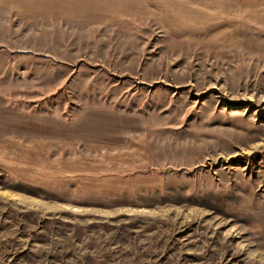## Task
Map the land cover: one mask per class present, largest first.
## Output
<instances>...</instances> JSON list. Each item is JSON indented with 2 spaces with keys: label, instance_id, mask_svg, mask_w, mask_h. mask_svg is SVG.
Returning <instances> with one entry per match:
<instances>
[{
  "label": "rangeland",
  "instance_id": "obj_1",
  "mask_svg": "<svg viewBox=\"0 0 264 264\" xmlns=\"http://www.w3.org/2000/svg\"><path fill=\"white\" fill-rule=\"evenodd\" d=\"M33 1L31 17L0 7L6 98L70 117L88 104L139 113L146 166H0V264H264V0H119L106 13ZM54 144L0 143V159L28 147L6 159L36 169Z\"/></svg>",
  "mask_w": 264,
  "mask_h": 264
},
{
  "label": "crops",
  "instance_id": "obj_2",
  "mask_svg": "<svg viewBox=\"0 0 264 264\" xmlns=\"http://www.w3.org/2000/svg\"><path fill=\"white\" fill-rule=\"evenodd\" d=\"M66 1V0H65ZM82 10H75V6L58 1L71 11L82 12L88 5L100 7L102 12H109V8L117 6L119 0H83ZM104 2H108L105 3ZM220 6L233 5L235 0H219ZM33 0H0V7L12 8L22 17L38 15L39 10L29 11L23 9L24 6H32ZM42 2L35 1V4ZM125 5L133 8H145L150 6L147 0L134 2L126 1ZM54 2L51 3L53 5ZM60 4V5H61ZM133 4V5H132ZM138 4V5H134ZM47 5V4H46ZM50 5V4H49ZM104 10V11H103ZM199 25L207 28L209 23L207 16L200 15ZM163 24L169 26L163 20ZM176 33L187 39H196L190 34H186L178 21L171 23ZM194 35H198L194 33ZM237 33L226 37L228 41H233ZM144 132L143 119L139 113L126 111L108 104H88L82 108L77 115L70 117L49 112H36L15 106L5 96L0 89V143L15 145L22 143H55L52 151V158H36L37 166H30L35 163H28L25 168H17L12 165L6 157L9 153H24L19 151L28 147L15 146L9 148L5 159H0V166L10 173H60L58 176L66 177L64 173H142L146 166L144 163V149L141 137ZM78 144L84 146L87 151L79 153L76 157L72 151L78 148ZM43 146V145H39ZM42 149V148H40ZM14 150V151H12ZM32 153V152H31ZM51 153V152H47ZM6 154V153H5ZM33 154V153H32ZM93 154L95 155L93 157ZM74 155V157H72ZM89 155V156H88ZM92 155V156H90ZM122 155V158H119ZM23 159V158H22ZM28 158L24 157L26 161ZM34 159V158H33ZM30 161V160H28ZM144 166V167H143ZM15 171V172H14ZM21 171V172H20ZM35 171V172H34ZM112 178H114L112 176Z\"/></svg>",
  "mask_w": 264,
  "mask_h": 264
}]
</instances>
